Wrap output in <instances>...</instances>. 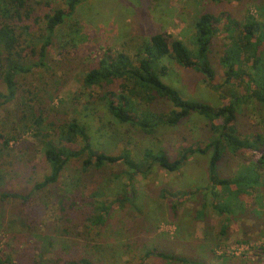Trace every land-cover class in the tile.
<instances>
[{"label": "trees", "instance_id": "obj_1", "mask_svg": "<svg viewBox=\"0 0 264 264\" xmlns=\"http://www.w3.org/2000/svg\"><path fill=\"white\" fill-rule=\"evenodd\" d=\"M85 1L64 0V7L57 8L38 0H0V112L3 113L0 200H20L30 212L38 209L50 215L47 227L61 223L58 229L51 228L53 234L72 241L70 249H59L53 255L40 246L34 247L33 253L39 262H35L36 257L32 261L14 260L4 250L0 253V264H23L24 261L26 264H103L90 243L79 246L73 240L90 238L94 231L105 227L117 206L132 205L134 190L131 193L128 190L133 188L137 176L147 178L156 168L175 174L193 156H208V187L202 192L204 200L199 217L205 218L210 207L213 213L229 220L236 213L242 215L246 208L242 201L248 196L246 178L225 176L221 166L227 158L240 156L248 147V140L239 128L240 107L251 101L264 105V22L258 19V16L264 18V0H255L257 17L249 9L241 20L230 10L220 14L202 12L193 29L194 51L166 32L154 35L142 45L136 59L123 52L114 53L110 48H99L94 63L82 74V91L72 97V115L53 120L54 110L50 106L60 89L52 94L48 86L38 87L29 78L47 69L49 50L58 30L74 19L77 7ZM211 1L219 4L221 0ZM221 35V50L216 52L217 37ZM216 53L223 72L222 83L217 81ZM166 59L203 75L207 87L218 93L224 103L214 107L183 98L165 82L169 74V67L163 64ZM100 113L111 122L146 136H154L164 127H178L197 113L206 121L210 136L204 147L183 148L175 159L164 150H146L137 160L128 149L109 154L100 146L101 138L107 135L104 127L95 123ZM25 135L32 136L42 149L44 163L40 179L35 178L39 173L37 168L30 162L23 163L10 147ZM74 163L79 164L82 175L91 170L101 172L107 167L122 166L125 171L115 178L122 176L129 183L111 201L99 189L85 196L68 194L60 183ZM7 169L24 177L31 171L28 179L33 181L32 191L24 195L5 190L13 178L10 175L7 180ZM44 192L56 198L54 203L39 197ZM196 196L192 192L183 193L178 201H173L175 207L171 205V213L178 218L179 204ZM220 235L223 238L217 237V245L227 241L229 229L222 227ZM12 237L18 238L13 234ZM52 239L46 240L50 247L55 246ZM210 254L188 251L177 254L152 248L146 249L136 264H145L148 260L154 264H209Z\"/></svg>", "mask_w": 264, "mask_h": 264}, {"label": "rangeland", "instance_id": "obj_2", "mask_svg": "<svg viewBox=\"0 0 264 264\" xmlns=\"http://www.w3.org/2000/svg\"><path fill=\"white\" fill-rule=\"evenodd\" d=\"M38 1L57 8L65 5L64 0ZM255 5V0H221L219 4L211 0H87L77 7L74 19L58 30L49 50L47 69L30 77L29 82L38 87L48 86L52 94H57L60 89L50 106L54 110L51 115L53 120L66 118L70 113L72 115V97L82 91V74L94 63L99 48H110L114 53L123 52L136 59L142 45L150 42L154 35L166 32L194 51L193 29L202 12L220 14L230 10L241 20L247 9L257 17ZM258 19L264 22V18L258 16ZM217 39L216 52L221 50L223 36ZM214 61L217 81L222 83L224 78L217 53ZM163 64L169 67L165 82L183 98L214 107L224 103L218 93L207 87L203 75L185 70L172 59H166ZM2 114L0 112V118ZM240 114L239 128L248 140L247 150L240 156L227 158L221 170L225 176L243 175L247 180L248 196L242 199L246 207L242 215L236 213L235 218L226 220V216L219 217L209 207L205 218L198 216L204 200L203 193L208 187V156H193L175 174L156 168L147 178L137 176L133 188L128 190L129 193L134 190L132 205L127 203L124 208L117 206L105 227L94 231L90 238H75L77 240L73 241L79 246L90 243L103 264H136L144 251L152 248L199 255L210 254L212 249L209 264H264V105L256 101L248 102L240 107ZM98 116L95 123L102 125L107 133L101 138L100 146L109 154H119L128 149L137 160L146 150H164L175 159L183 148L194 145L204 147L210 136L206 121L197 113L178 127L161 128L154 136H146L111 122L104 114ZM10 147L23 163L30 162L37 168L39 173L35 178L40 179L44 159L38 142L25 135L19 142L11 143ZM13 170L7 169V180L10 175L13 178L4 189L29 194L33 189V181H29L32 172H27L24 177L19 172L14 175ZM124 171L122 166L107 167L101 172L91 170L82 175L79 164L74 163L65 171L60 184L68 194L79 193L82 196L91 195L99 189L111 201L120 196L129 183L122 176L115 178ZM185 192L197 196L179 204L176 218L171 213V205L175 207L174 202ZM47 193H40L39 197L54 203L56 198ZM30 211L20 200H0V253L5 250L7 256L20 261L23 258L32 261L36 257L35 262H39L35 251L33 253L36 246L52 255L59 249H70V239L59 237L55 232L53 234V229H58L61 223L47 227L50 215L40 213L38 209ZM222 227L229 229L228 239L217 245V237L223 238L220 235ZM12 234L18 238L13 239ZM48 237L54 238V247L48 246ZM22 263L26 264V261ZM145 264L154 263L148 260Z\"/></svg>", "mask_w": 264, "mask_h": 264}, {"label": "built area", "instance_id": "obj_3", "mask_svg": "<svg viewBox=\"0 0 264 264\" xmlns=\"http://www.w3.org/2000/svg\"><path fill=\"white\" fill-rule=\"evenodd\" d=\"M222 250H226V249H221L220 251H222Z\"/></svg>", "mask_w": 264, "mask_h": 264}]
</instances>
